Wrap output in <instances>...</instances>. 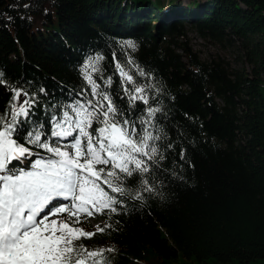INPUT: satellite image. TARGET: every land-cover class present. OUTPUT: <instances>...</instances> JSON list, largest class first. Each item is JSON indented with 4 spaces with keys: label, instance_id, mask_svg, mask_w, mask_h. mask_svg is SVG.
Returning a JSON list of instances; mask_svg holds the SVG:
<instances>
[{
    "label": "trees",
    "instance_id": "1",
    "mask_svg": "<svg viewBox=\"0 0 264 264\" xmlns=\"http://www.w3.org/2000/svg\"><path fill=\"white\" fill-rule=\"evenodd\" d=\"M164 3L0 0V69L10 87L37 92L45 104L66 102L85 90V98H92L79 67L92 55L89 71L96 69L99 90L109 92L129 117L133 110L122 94L125 83H144L146 90L162 86L166 118L158 124L167 134L159 145L160 170L142 179L154 180V186L163 182L165 195L119 212L105 210V224L86 222L81 228L93 235L74 242L81 253H73L76 259L92 264H264V0ZM25 4L30 7H17ZM135 4L156 12L157 25L151 24L147 9L141 21L127 20ZM190 30L235 47L244 65L234 67L220 56L202 59L190 42ZM129 38L135 49L122 43ZM117 60L134 81L120 77ZM140 69L154 73V79L145 80ZM10 99L0 83L5 114ZM43 116L38 107L36 118ZM172 172L183 179L173 178ZM89 251L97 256L89 257Z\"/></svg>",
    "mask_w": 264,
    "mask_h": 264
},
{
    "label": "snow or ice",
    "instance_id": "2",
    "mask_svg": "<svg viewBox=\"0 0 264 264\" xmlns=\"http://www.w3.org/2000/svg\"><path fill=\"white\" fill-rule=\"evenodd\" d=\"M122 43L137 47L131 38ZM93 63L88 55L79 65L92 98H85V90L75 99L47 104L37 92L10 87L0 69V83L11 93L7 113L0 110V264H85L73 256L81 254L73 244L93 233L76 227L78 219L72 223L50 217L61 212L77 217L93 210L119 212L165 195L163 182L154 186V180L142 179L160 170L159 145L167 134L158 124L166 118L162 86L146 90L144 83H125L122 94L133 110L129 117L109 92L99 90L93 78L96 69L89 71ZM116 67L124 81H134L119 60ZM139 71L145 80L154 79L151 71ZM44 92L41 87L39 93ZM38 107L44 113L41 119L36 118ZM184 156L182 148L180 158ZM170 175L183 179L176 172ZM61 199H70L71 206L57 204ZM88 256L95 258L97 252Z\"/></svg>",
    "mask_w": 264,
    "mask_h": 264
},
{
    "label": "rangeland",
    "instance_id": "3",
    "mask_svg": "<svg viewBox=\"0 0 264 264\" xmlns=\"http://www.w3.org/2000/svg\"><path fill=\"white\" fill-rule=\"evenodd\" d=\"M166 1L167 0H165L164 4L167 7H169L170 4L166 3ZM179 1L182 4H191V2L193 4L194 1L205 2L206 0H179ZM165 5L163 6V8L164 7L166 8ZM134 6H135V10L132 8L127 12V14H128L127 20H131V19L136 20L135 18H137V20L141 21L140 13L142 11H145V9H147L148 10L147 16H149L151 18V24L157 25L156 23H158L159 21L156 20V17H155L156 12L154 13L153 10L151 8L147 7L146 5L141 7L139 4H135ZM174 6L177 7V5H174ZM142 8H144V9H142ZM140 9H142V10H140ZM100 14L105 16L103 11H101ZM120 14L122 15V12ZM188 15L191 16V14H189V13H188ZM103 16H98V17L104 18ZM63 31L66 32L67 30L65 29ZM188 36H189L191 44L198 51V53L202 59L210 60L214 57L220 56V57L224 58L225 60L229 61L232 64V66H234V67H242L244 65V62H242L240 59H238L239 52L235 47H224L221 44L216 43L215 41L204 39L194 30H190ZM61 217L62 216H60L58 218H61ZM86 220L90 221L92 224H97L101 219L99 218V216H96L93 214H91L87 217L81 216L79 219L80 222L86 221Z\"/></svg>",
    "mask_w": 264,
    "mask_h": 264
}]
</instances>
